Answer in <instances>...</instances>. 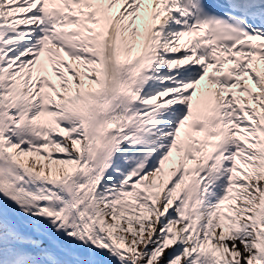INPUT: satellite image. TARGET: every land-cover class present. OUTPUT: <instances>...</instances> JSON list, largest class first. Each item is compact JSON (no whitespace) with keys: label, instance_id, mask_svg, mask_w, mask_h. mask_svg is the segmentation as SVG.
<instances>
[{"label":"snow or ice","instance_id":"obj_1","mask_svg":"<svg viewBox=\"0 0 264 264\" xmlns=\"http://www.w3.org/2000/svg\"><path fill=\"white\" fill-rule=\"evenodd\" d=\"M0 264H264V0H0Z\"/></svg>","mask_w":264,"mask_h":264}]
</instances>
